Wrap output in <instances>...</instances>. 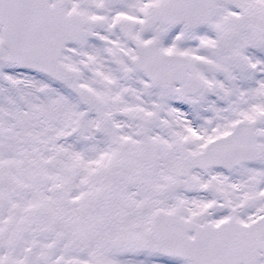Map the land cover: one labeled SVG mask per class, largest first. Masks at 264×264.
Instances as JSON below:
<instances>
[{
	"label": "snow or ice",
	"instance_id": "snow-or-ice-1",
	"mask_svg": "<svg viewBox=\"0 0 264 264\" xmlns=\"http://www.w3.org/2000/svg\"><path fill=\"white\" fill-rule=\"evenodd\" d=\"M0 264H264V0H0Z\"/></svg>",
	"mask_w": 264,
	"mask_h": 264
}]
</instances>
